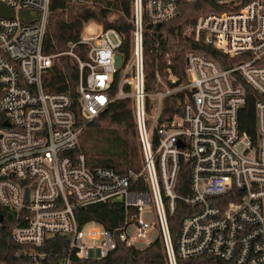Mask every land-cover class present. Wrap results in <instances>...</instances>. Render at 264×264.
<instances>
[{
  "label": "built area",
  "instance_id": "1",
  "mask_svg": "<svg viewBox=\"0 0 264 264\" xmlns=\"http://www.w3.org/2000/svg\"><path fill=\"white\" fill-rule=\"evenodd\" d=\"M183 1L193 0H131L126 57L115 28L81 32L65 51L45 54L50 0H0L15 13L0 16V205L16 215L11 238L29 248L21 252L31 257L24 264H104L117 245L143 248L156 238L168 264H177L176 255L204 254L264 264V0H214L224 10L200 14L185 29L231 64L189 50L181 82L168 68L146 90L145 26L173 18ZM20 10L39 19L23 21ZM59 54L77 64L76 104L68 93L42 88V75ZM246 87L255 92L254 138L238 124ZM125 98L133 104L140 167L88 165L78 149L80 132L112 100ZM172 98L173 106L165 105ZM181 160L189 166V193L178 196ZM178 201L187 209L173 241ZM116 202L124 216L114 228L75 217L78 207ZM57 234L67 239L60 255L39 250Z\"/></svg>",
  "mask_w": 264,
  "mask_h": 264
},
{
  "label": "trees",
  "instance_id": "2",
  "mask_svg": "<svg viewBox=\"0 0 264 264\" xmlns=\"http://www.w3.org/2000/svg\"><path fill=\"white\" fill-rule=\"evenodd\" d=\"M224 10L214 0L183 1L179 4L178 13L165 21L159 28L147 24L144 29V77L145 88L150 90L157 85L156 73H163L170 68L179 81L184 79V55L189 50L201 52L221 62L224 66L231 64L222 62V55L206 46L192 36L185 35V29L191 26L196 17L207 12ZM131 12V0H92L82 4H71L68 0H50L49 14L43 38L42 51L45 54H56L65 51L70 43L79 39L86 23L94 21L103 28L119 30V24H128ZM121 31L123 44L121 50L129 55L130 30ZM82 45H77L75 51L81 53ZM118 73L114 74L110 87L113 95L118 87ZM78 67L74 59L67 54H59L53 58L52 65L42 75V88L46 92L68 93L76 101ZM255 92L246 87V102L239 110L238 124L241 131L250 137L255 135ZM175 98L167 103H173ZM77 122L82 121L79 109L74 105ZM168 111L166 107L165 112ZM78 149L85 154L90 166L111 167L119 171H137L141 164V155L137 140L133 104L131 99L112 100L97 116L82 129L78 137ZM175 193H189V166L181 160L175 184ZM180 201L177 202L175 213L170 219L173 241L178 231L179 221L186 211ZM0 264H24L31 257L22 254L29 248L15 243L11 238V229L17 218L14 212L0 205ZM123 206L116 203H97L78 207L75 217L80 224L95 221L103 228L111 229L122 222ZM67 239L63 235L49 237L39 250L60 255ZM53 254V255H54ZM177 264H234L211 255H201L197 258H181L176 255ZM104 264H168L162 241L156 238L143 248L117 245L104 259Z\"/></svg>",
  "mask_w": 264,
  "mask_h": 264
},
{
  "label": "water",
  "instance_id": "3",
  "mask_svg": "<svg viewBox=\"0 0 264 264\" xmlns=\"http://www.w3.org/2000/svg\"><path fill=\"white\" fill-rule=\"evenodd\" d=\"M14 11L12 9L7 8L3 3L0 2V16L4 17H12L14 16ZM18 17L26 22H30L34 19H39V15L32 11L20 10L18 11ZM160 25H156V28H159ZM119 30L125 31L128 29V24L126 25L124 22L119 24ZM1 220V215H0Z\"/></svg>",
  "mask_w": 264,
  "mask_h": 264
},
{
  "label": "rangeland",
  "instance_id": "4",
  "mask_svg": "<svg viewBox=\"0 0 264 264\" xmlns=\"http://www.w3.org/2000/svg\"><path fill=\"white\" fill-rule=\"evenodd\" d=\"M103 26L97 22H94V21H89L88 23H86L82 29L81 32H85V31H90V32H98L100 29H102ZM79 143V141H78ZM145 216H147L149 219H151V216L150 214H146ZM156 237V233L153 232L152 233V238H155ZM139 246L141 247L142 245L139 244Z\"/></svg>",
  "mask_w": 264,
  "mask_h": 264
}]
</instances>
